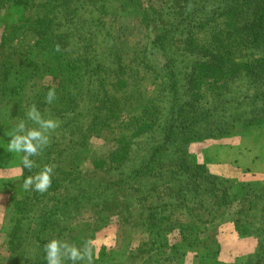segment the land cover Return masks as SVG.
<instances>
[{"label": "trees", "instance_id": "trees-1", "mask_svg": "<svg viewBox=\"0 0 264 264\" xmlns=\"http://www.w3.org/2000/svg\"><path fill=\"white\" fill-rule=\"evenodd\" d=\"M0 24V136L32 104L62 121L34 158L55 165L48 191L23 188L39 168L8 185L0 264H46L52 238L123 227L140 236L127 259L104 249L93 264H183L187 251L222 264L209 227L225 216L255 243L240 264H264V181L195 155L264 125V0H0Z\"/></svg>", "mask_w": 264, "mask_h": 264}, {"label": "rangeland", "instance_id": "rangeland-1", "mask_svg": "<svg viewBox=\"0 0 264 264\" xmlns=\"http://www.w3.org/2000/svg\"><path fill=\"white\" fill-rule=\"evenodd\" d=\"M16 10L6 15L9 23L18 18ZM4 18V19H5ZM2 26V24H0ZM11 131L0 136V260L6 256L4 241L6 229H9L11 212L7 208L12 183L17 182L19 156L7 151ZM196 159L204 162L213 174L234 180L235 183L261 184L264 181V125L251 127L246 133L238 129L218 141H209L195 152ZM5 185V186H4ZM209 234L219 245L218 261L222 264H240L254 248V241L239 239L236 236L232 221L228 216L216 219L209 227ZM140 236L131 229L123 227L94 240L93 251L97 256L100 251L109 253L111 259L125 261L127 253L139 241ZM183 264H196L190 251L185 253Z\"/></svg>", "mask_w": 264, "mask_h": 264}, {"label": "clouds", "instance_id": "clouds-1", "mask_svg": "<svg viewBox=\"0 0 264 264\" xmlns=\"http://www.w3.org/2000/svg\"><path fill=\"white\" fill-rule=\"evenodd\" d=\"M54 50L59 52L60 46L56 45ZM56 99V88L52 85L45 95V102L51 105ZM26 117L27 120L21 119L15 123L9 135L7 151L22 154L16 175L22 176L24 169L31 172L39 168L38 172L24 178L23 188L43 194L51 187L55 165L45 164L41 167L34 158L41 156L50 145L51 137L62 121L51 115L45 117L35 104L28 108ZM28 122H31V126ZM93 246L92 240L78 246L67 240L52 238L44 245L46 264H93Z\"/></svg>", "mask_w": 264, "mask_h": 264}]
</instances>
